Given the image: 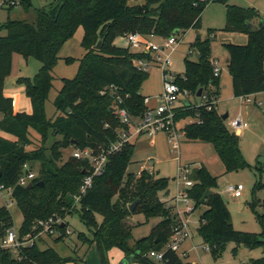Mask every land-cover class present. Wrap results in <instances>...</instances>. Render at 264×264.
Here are the masks:
<instances>
[{
    "label": "trees",
    "instance_id": "trees-1",
    "mask_svg": "<svg viewBox=\"0 0 264 264\" xmlns=\"http://www.w3.org/2000/svg\"><path fill=\"white\" fill-rule=\"evenodd\" d=\"M227 0H60L36 10V22L8 19L0 30V131L16 138L10 141L0 138V186L12 191V197L23 214L19 230L20 239L35 234L34 225L55 215L63 218L77 212L92 233V238L80 234L84 244H97L102 255V264H108L105 251L110 248L122 250L133 262L143 264H190L185 263L179 253L167 249L179 220L168 206L171 201L169 179L158 172L150 175L143 172L140 177L128 172L132 163L135 145L124 146L120 153L111 155L102 176L94 179L93 187L82 196L80 204L71 211L73 196L80 193L85 179L84 171L89 165L86 159L70 157L63 162V151L70 146L77 150L93 149L100 152L119 141L121 131H130L133 124L142 119L148 109L147 97L141 93L149 73L139 70V60H152L147 51H133L116 45L119 39L139 34L142 42L150 38L163 40L175 37L178 41L191 29H200L202 15L211 2ZM6 3L3 1V6ZM20 5L29 11L31 0H20ZM16 6L8 7L11 12ZM224 31L245 34L248 43L225 44L229 51L228 68L232 77L233 94L236 98L264 95V26L252 32L249 24L260 20L259 12L253 7L226 4ZM85 31L82 46L86 53L77 75L63 79L62 88L55 99L59 115L52 121L46 114V103L54 89L53 72L60 57L62 46L71 39L78 28ZM179 31L178 34L176 32ZM219 32L209 29L206 39H196L190 44V55L199 59L185 58L183 76L176 75V83L197 98L201 89L208 95L202 105H193L179 110L176 122L190 119L182 133L189 141L212 144L225 166L226 172L238 171L250 166L243 158L240 137L232 132L212 105V97L218 101L221 94V79L214 73L212 41ZM102 41L101 48L96 49ZM35 59L42 64L37 75L20 78L32 104V113L15 112L14 99L5 93L7 79L12 74L13 56ZM67 63H74L67 58ZM211 108V110L209 109ZM124 109L132 124L122 123L118 114ZM31 131L41 137L42 145L31 148L34 143ZM51 142L48 148L46 145ZM62 163L61 166L58 164ZM39 172L29 185L19 184L25 175V165ZM252 168V166H251ZM254 171L257 181L252 191L255 200L249 204L261 225L260 234L237 231L232 223L226 202L217 188L218 178L207 168L192 172L190 179L195 183L189 191L194 201L193 211L206 207L200 218L199 233L215 260L221 257L228 243L248 249L264 248V200L257 198L264 193V161H257ZM35 173V172H34ZM36 174V173H35ZM165 196V197H164ZM138 201L134 212L130 206ZM263 207V213L258 207ZM143 215L147 221L161 218L151 234L134 242V226L130 217ZM97 216L102 217L98 223ZM13 216L8 207L0 208V242L13 229ZM65 226H59L66 238ZM132 243V245H131ZM166 250V251H165ZM164 252L163 261L145 257L151 252ZM73 259H62L53 249H42L38 243L20 248L15 256L10 249L0 248V264H67ZM132 262V263H133ZM251 264H264V257L252 260Z\"/></svg>",
    "mask_w": 264,
    "mask_h": 264
},
{
    "label": "rangeland",
    "instance_id": "rangeland-1",
    "mask_svg": "<svg viewBox=\"0 0 264 264\" xmlns=\"http://www.w3.org/2000/svg\"><path fill=\"white\" fill-rule=\"evenodd\" d=\"M3 1L6 3L4 6ZM31 1L32 8L26 11L20 5V0H0V25L5 24L9 18L12 20L35 23L36 10L47 7L51 3L59 2L60 0ZM11 2H15L16 7L9 12L8 5ZM227 3L240 7H253L259 12L261 20L264 21V0H227L226 3L223 1L209 3L202 15L201 28L198 30H189L186 35L178 41L175 51L171 55V66L168 70L175 75L183 76L185 71V58L188 57L191 61H195L196 59L195 56L190 55V43L195 42L198 35H200L202 39H206L209 29L219 30L216 34V38L212 41L213 58H215L220 67H222L221 95L217 108L218 112H221L222 115L229 114V119L226 121V124L232 132L239 134L242 156L250 166L228 173L212 144L189 141L183 136L179 140V150L175 153L169 146L170 142L167 133H159L154 138L141 136L133 140L135 151L128 172L134 174L138 173L141 163L148 159H152L155 163V172H158L160 177L169 179L171 197L175 196L178 192L179 187L177 180L179 179L180 167H188L192 172L201 167H205L212 176L218 178V187L215 188L213 192L219 193L226 202L234 228L240 232L260 234L262 232L261 225L249 204L255 200L252 191L258 178L254 171V167L257 161H264V95L257 94L255 95L256 97L251 96L250 100L252 102L248 104L246 103V98H236L233 94L232 78L226 63L229 57V51L225 44L245 45L248 43V36L223 30L226 25ZM84 33L85 31L82 27L78 28L75 35L62 46L59 53L60 60L53 72L55 79L54 89L51 93L50 100L46 103V114L48 119L52 121L59 115L55 108V99L62 88V80L75 78L79 70L80 60L85 56L86 51L82 46ZM5 35L6 32L0 30V36ZM151 42L157 45H164L167 41L153 38ZM116 45L127 48L128 41L121 39L117 41ZM132 50L135 52L138 51V49L135 48H132ZM169 52V50L166 51V53ZM67 58H73L74 63H67ZM41 67L42 64L39 61L31 58L25 59L23 56L15 54L13 62V74L15 77L13 78H31L33 80ZM148 73L149 78L144 83L141 93L144 96H148L150 106H156L160 104L158 98L163 92V71L160 67H151ZM8 86L9 89H14L18 111H26L31 104L24 85L17 83ZM189 99L193 105H202L204 103V100L200 97H190ZM236 119H241L243 122L247 123L249 128L239 133L234 131L229 127V123L231 120ZM189 122V120L181 121V123L178 124L179 132H182L184 126ZM31 134V139L34 143L31 148L42 145L41 137L32 131ZM46 146L49 148L51 142ZM75 152L76 149L73 146L65 149L63 151V162L72 157ZM58 165L61 166L62 163ZM39 168V164L34 165L32 168L36 175L39 172ZM183 178L184 175L181 176L180 179L181 187L184 186ZM239 184L245 187L244 195L241 198L235 199L226 189L231 185ZM257 198L263 201L264 193L259 192ZM194 205L195 203L192 206ZM2 207L9 208L14 220L13 230L19 232L23 223V214L11 194L6 191L0 192V208ZM205 210L206 207H199L183 217L188 224L191 234V237L184 242L179 252V255L185 263L251 264L252 260L264 257V248H254L250 250L245 246H241L237 249L235 254L234 251L237 245L228 243L221 257L215 260L213 254L209 250V244L205 243L199 233L200 218ZM258 211L263 213V207L259 206ZM97 221L99 224L102 223V217L97 216ZM161 221V218L147 221L143 215L130 217L128 222L135 227L133 230L134 242L148 237L153 228L159 225ZM66 223L72 235L60 241L56 240L59 234L52 235L51 237L44 236L37 242L40 248L53 249L62 259H73V264H102V255L100 254L97 244H84L79 239V235L82 233L88 238H92V233L87 228L86 223L81 219L80 214L74 212L69 215L66 218ZM183 251H186L189 255L187 256ZM105 256L108 264H120L126 258L125 253L118 248L106 250ZM132 264L143 263L135 261Z\"/></svg>",
    "mask_w": 264,
    "mask_h": 264
},
{
    "label": "built area",
    "instance_id": "built-area-1",
    "mask_svg": "<svg viewBox=\"0 0 264 264\" xmlns=\"http://www.w3.org/2000/svg\"><path fill=\"white\" fill-rule=\"evenodd\" d=\"M8 5V4H7ZM10 5H15V2L9 3ZM128 44H130L135 49H140L141 51H147L152 54V60H139L137 62V67L139 70L149 72L151 67H160L163 71V92L159 95L160 104L156 106L149 105V99L145 100V104L148 109L142 119L137 123L133 124V127L130 131H121L119 134V141L115 144H112L108 149H101L100 152H95L93 149L77 150L74 153V157L77 159H86L88 160V169H85V179L80 188V193L76 196H73L74 204L71 208L73 211L80 204L81 198L85 195L92 187L94 179L96 177L102 176L106 170L107 164L109 163V157L111 155L120 153L124 146L128 143L133 142V140L140 138L141 136H147L149 138H154L159 133H167L169 138V146L173 152L179 150V140L183 137V133L178 130V123L176 122V117L178 111L186 110L191 107V103L180 105L189 100L190 97H195L192 92L187 89H182L177 83V76L170 72L168 68L171 66V55L175 51L178 40L175 37L167 39L164 45H157L149 42H142V38L139 34H132L127 37ZM169 50V53L166 51ZM192 52H190L191 54ZM214 64V73L216 77H219L221 74V69L218 66V63ZM250 97L246 98V103H251ZM196 98V97H195ZM202 98L204 101L208 100V95L202 93ZM212 105L217 106V100L215 97L211 98ZM262 104V103H261ZM260 104V105H261ZM199 106V105H197ZM211 110V108H209ZM118 114L121 117L122 123L132 124V120L126 110L119 109ZM229 127L234 131L240 132L242 130L248 129L249 125L243 122L241 119L231 120ZM24 169L25 175L20 179L19 184L21 186H28L30 182L36 177V174L29 169L28 165H25ZM143 172H148L150 175L155 174V163L152 159H148L141 163L140 170L138 173H135L137 177H140ZM179 179L178 183V192L175 196H171V201L168 206L173 207V212L176 214L179 222L174 228V235L171 238L169 244L166 247L171 249L174 252L179 253L182 249L184 242L191 237L189 227L187 222L184 220V216L193 211L194 201L190 198L189 191L194 187L195 183L190 179L192 171L186 168H179ZM28 173V174H27ZM184 175V186L181 187V176ZM6 191L11 194V190H6L4 186H0V192ZM226 191L231 194L235 199L241 198L244 195L245 187L241 184L231 185ZM68 217V216H67ZM66 217V218H67ZM66 218H63L60 215H55L47 220H39L34 225V231H37L35 234H29L20 239L18 232L13 229L10 230L6 236V239L1 243L0 248L10 249L15 256H18L20 253V248L25 246L33 245L34 243L39 242V240L44 236L52 235H61L58 228L59 226H65ZM66 237L72 235V232L66 227L65 232ZM165 250V251H166ZM151 252L145 257L152 258L158 263L163 261L164 252ZM186 254V253H185ZM187 255V254H186Z\"/></svg>",
    "mask_w": 264,
    "mask_h": 264
},
{
    "label": "crops",
    "instance_id": "crops-1",
    "mask_svg": "<svg viewBox=\"0 0 264 264\" xmlns=\"http://www.w3.org/2000/svg\"><path fill=\"white\" fill-rule=\"evenodd\" d=\"M261 21H263V20H256L254 23H253V25H258ZM264 22V21H263ZM198 36H200V35H198ZM197 36V37H198ZM201 37V36H200ZM202 38V37H201ZM152 39L153 38H150V41H152ZM119 40H121V39H119ZM126 40V39H125ZM117 43V42H116ZM193 43V42H192ZM191 44V43H190ZM189 50H190V48H189ZM14 59H15V55L13 56V62H14ZM212 59H213V62L214 63H218V61L215 59V58H213V55H212ZM228 60H229V57H228V59H227V61H226V63H227V65H228ZM218 66L220 67V65H219V63H218ZM220 69H221V74H220V79H221V85H222V67H220ZM13 77H15L14 76V74H13V69H12V74H11V76L7 79V81H6V85H5V93H6V95L7 96H9V97H12L13 99H14V109H15V112L17 113V112H26V113H32V104H31V101H30V99H29V102H30V104H31V106H29V108H27V110L26 111H18V108H17V105H16V97H15V92H14V89H9V86L8 85H14V84H17V81H18V79H14ZM232 78V77H231ZM143 95V94H142ZM221 95V94H220ZM144 96V95H143ZM145 97H147L148 98V96H146L145 95ZM254 97H256L255 95H254ZM219 100H220V98H219ZM219 100L217 101V107H218V104H219ZM188 103H191V104H193L191 101H190V99L189 100H187V101H184L181 105H180V107H182L183 105H186V104H188ZM218 109V108H217ZM220 113V115H222L221 114V112H219ZM2 118H3V115L0 113V121L2 120ZM190 122H191V120L190 119H188ZM184 121V120H183ZM179 123H181V122H179ZM178 123V124H179ZM178 126V125H177ZM237 133H239V132H237ZM184 135V134H183ZM238 136H239V134H237ZM240 137V136H239ZM0 138H4V139H7V140H10V141H16V138L15 137H13V136H11V135H9V134H6V133H4V132H1L0 131ZM186 168V167H185ZM68 228H69V226H68ZM67 238V237H66ZM65 240V239H64ZM184 253H186L187 254V252L186 251H183ZM189 254H187V256H188ZM70 264H73V262L72 263H70ZM130 264H132V263H130ZM195 264H197V263H195Z\"/></svg>",
    "mask_w": 264,
    "mask_h": 264
},
{
    "label": "water",
    "instance_id": "water-1",
    "mask_svg": "<svg viewBox=\"0 0 264 264\" xmlns=\"http://www.w3.org/2000/svg\"><path fill=\"white\" fill-rule=\"evenodd\" d=\"M249 28L251 29L252 32H255L258 28H261L264 26V22L261 21L258 25H253V24H249L248 25ZM179 31L176 32V34H178ZM198 40L201 39L200 36L197 37ZM101 45H102V41H100L98 43V45L96 46V49L99 50L101 48ZM196 59H199V55L197 54L196 55ZM228 63H229V60H228ZM202 93H203V89H201L197 95V97H202ZM222 119L224 121H227L229 119V114H225V115H221ZM88 162V160H87ZM28 174V173H27ZM84 174H85V171H84ZM33 187V184H30L29 185V188ZM138 205V201H136L135 203H133L131 206H130V211L131 212H134L135 208L137 207ZM133 262V256H129V257H126L120 264H130Z\"/></svg>",
    "mask_w": 264,
    "mask_h": 264
}]
</instances>
